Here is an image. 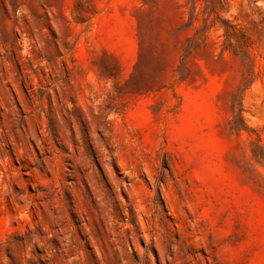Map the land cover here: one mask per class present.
<instances>
[{"label": "rangeland", "instance_id": "1", "mask_svg": "<svg viewBox=\"0 0 264 264\" xmlns=\"http://www.w3.org/2000/svg\"><path fill=\"white\" fill-rule=\"evenodd\" d=\"M0 264H264V0H0Z\"/></svg>", "mask_w": 264, "mask_h": 264}]
</instances>
